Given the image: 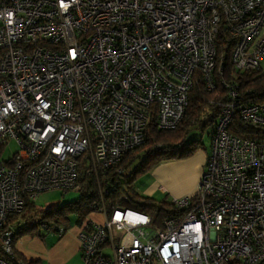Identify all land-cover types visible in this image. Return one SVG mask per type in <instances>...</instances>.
<instances>
[{
	"label": "built area",
	"instance_id": "obj_1",
	"mask_svg": "<svg viewBox=\"0 0 264 264\" xmlns=\"http://www.w3.org/2000/svg\"><path fill=\"white\" fill-rule=\"evenodd\" d=\"M263 60L264 0H0V264L27 203L77 192L80 158L95 176L115 170L152 119L178 128L195 82L223 91L195 192L169 201L160 228L101 205V223H77L81 262L264 264V102L244 103L235 82ZM234 117L249 138L229 132Z\"/></svg>",
	"mask_w": 264,
	"mask_h": 264
},
{
	"label": "trees",
	"instance_id": "obj_2",
	"mask_svg": "<svg viewBox=\"0 0 264 264\" xmlns=\"http://www.w3.org/2000/svg\"><path fill=\"white\" fill-rule=\"evenodd\" d=\"M217 54L218 57L224 58V67L229 70V47L225 46L224 43L221 44ZM235 82L238 86L239 97L244 103L264 102V73L261 70L239 74ZM222 96L221 87L217 89V93H206L203 91L201 83L195 82L188 96V106L180 126L170 132H159L155 129V120L152 119L145 131L144 144L127 153L115 170L95 176L88 172L83 158H80L77 170L78 199L75 202L64 203L48 210H40L35 204L27 203L21 217L28 221V227L18 230L16 236L41 237L42 231L39 226L42 224L49 226L64 224L68 222L69 216H74L79 221L95 213L101 205L107 207L109 204H117L144 213L150 217L152 227L160 228L161 222L176 214L177 211L172 208L169 202L156 203L154 200L139 196L132 188V183L138 176L161 162L190 156L197 149V146L195 142H192L184 148V139L193 128L198 127L202 130L213 127L218 110L209 107V103L222 98ZM210 108L212 113L209 119L206 122H201L200 114ZM229 132L242 139L249 138L251 134V131L243 127L238 117H234ZM119 169L121 173L117 174ZM122 197H126L127 201H120ZM6 260L9 264H39L38 262L26 261L13 249L12 257Z\"/></svg>",
	"mask_w": 264,
	"mask_h": 264
},
{
	"label": "crops",
	"instance_id": "obj_3",
	"mask_svg": "<svg viewBox=\"0 0 264 264\" xmlns=\"http://www.w3.org/2000/svg\"><path fill=\"white\" fill-rule=\"evenodd\" d=\"M261 70V69H260ZM185 163H192L193 159L185 162L178 160L165 161L154 168L150 173L152 182L145 188L144 196L147 199L159 195L164 198L179 199L192 195L198 183L201 171L205 164V156L199 154L198 160L192 167L191 177L182 176ZM87 218L101 223L103 219L98 214H91ZM78 226L65 231L61 237L55 234H42L41 237L23 235L17 236L13 242V251L28 262L39 264H81L79 252ZM47 236V237H46Z\"/></svg>",
	"mask_w": 264,
	"mask_h": 264
},
{
	"label": "rangeland",
	"instance_id": "obj_4",
	"mask_svg": "<svg viewBox=\"0 0 264 264\" xmlns=\"http://www.w3.org/2000/svg\"><path fill=\"white\" fill-rule=\"evenodd\" d=\"M260 69H261V72L264 73V60L260 64ZM211 132L212 130L210 127H207L206 129H202V130L201 128L196 127V128L191 129L188 132L186 138L184 139L185 140L184 148H186L190 143L195 142L197 149L190 156L182 158V159H178V161H183V162L193 159V164L185 163L183 165L185 168L184 170L183 168L181 170L182 176H185V177L187 176L189 178L191 177L192 167L197 162L199 154H202L203 156H205V161H206V158L210 150ZM10 148H11L10 150H13V146H10ZM156 166H154L153 168H151L144 174H141L140 176H138L135 179V181L132 183V188L134 189V191L143 198H146V196H144L145 188L152 182V180L150 179V173L154 170ZM200 177H201V174H200ZM200 177L198 179V183H199ZM198 183H197V186H198ZM77 199H78V193L75 191H70L66 194H63L62 192H59V191H54V192H47V193L40 195L38 198H36L34 203L38 209L48 210V209H53L56 206L62 205L64 203L75 202ZM151 200H154L156 203H160L162 201H165L166 203L169 202V198H164L159 195H154V198H152ZM77 223L78 221L74 216H69L68 222L64 224H60L59 226L63 227L65 231H68V230L73 229L74 227L76 228V226L78 225Z\"/></svg>",
	"mask_w": 264,
	"mask_h": 264
}]
</instances>
